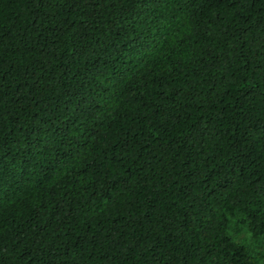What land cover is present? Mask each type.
<instances>
[{"label": "trees", "instance_id": "1", "mask_svg": "<svg viewBox=\"0 0 264 264\" xmlns=\"http://www.w3.org/2000/svg\"><path fill=\"white\" fill-rule=\"evenodd\" d=\"M262 261L264 0H0V264Z\"/></svg>", "mask_w": 264, "mask_h": 264}, {"label": "rangeland", "instance_id": "2", "mask_svg": "<svg viewBox=\"0 0 264 264\" xmlns=\"http://www.w3.org/2000/svg\"><path fill=\"white\" fill-rule=\"evenodd\" d=\"M234 233L238 236L240 240H246L249 244L254 246V248L257 247V245L254 243V241L251 240V234L246 231H237L234 230ZM261 264H264V261H262Z\"/></svg>", "mask_w": 264, "mask_h": 264}]
</instances>
